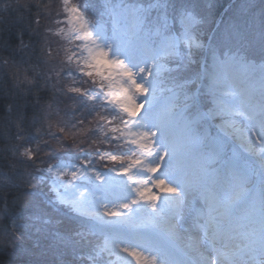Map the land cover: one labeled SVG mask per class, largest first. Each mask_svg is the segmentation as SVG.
<instances>
[{
	"label": "snow or ice",
	"instance_id": "6c2138e0",
	"mask_svg": "<svg viewBox=\"0 0 264 264\" xmlns=\"http://www.w3.org/2000/svg\"><path fill=\"white\" fill-rule=\"evenodd\" d=\"M61 5L66 19L55 23L68 26L64 38L77 49H64L69 54L63 63L70 69L74 67L65 78L76 85L84 77V84L90 81L96 88L92 91L70 86L67 91L82 98L79 103L89 113H96L98 123L93 133H98L99 143L116 151L96 147L94 152H88L77 143L76 148L83 153L79 166L60 162L43 171L54 178L51 190L57 200L53 205H63L77 216L93 221L88 225L89 231L103 236L93 259L123 253L135 264H176L169 260V249L176 239L179 207L190 194H199L206 211L194 209L196 221L203 223L198 229L200 238L192 241L191 247L199 253V246L207 245L214 255L210 262L201 258L187 264H236V259L242 258L230 256L219 245L224 242V247H228L234 239L231 232L236 229L230 227L234 212L250 198L249 185L255 181L262 194L258 247L249 245L244 255L252 260L257 255L264 258V69L261 98L256 101L251 92L237 91L231 79L237 68L252 71L253 66L238 56L225 55L223 60L214 56L211 68L201 74L208 81L207 94L212 103L208 111H201L196 93L177 81V89H173L175 100L165 110L156 112L155 92L161 74L181 73L194 58L192 53L202 48L198 26L203 20L192 13H181L182 34L173 38L165 0H152L147 7L103 0L104 14L112 23L109 36L103 24L86 17L87 0L82 6L80 0H61ZM64 32V28H59L52 34L61 36ZM138 36L147 39L134 45ZM167 63L177 67H165ZM139 97L144 99L138 100ZM217 117L222 123L219 132L212 136L205 125ZM176 119L184 123L188 148L185 154L179 153L169 139ZM60 131L64 132V128ZM78 134L82 133H73V137ZM233 142L237 148L229 152ZM20 156L33 161L34 153L24 149ZM221 161L224 166L217 170L214 165ZM101 162L120 167H109L110 175L102 176L95 168ZM112 173L124 179L114 181ZM77 181L90 186L92 199H84ZM105 201L119 204L112 210L103 208ZM254 208L253 205L250 213L253 218ZM123 213L132 215L121 219ZM133 217L140 218L143 222L139 227L147 231H129ZM77 235L84 239L87 233Z\"/></svg>",
	"mask_w": 264,
	"mask_h": 264
},
{
	"label": "rangeland",
	"instance_id": "374dc122",
	"mask_svg": "<svg viewBox=\"0 0 264 264\" xmlns=\"http://www.w3.org/2000/svg\"><path fill=\"white\" fill-rule=\"evenodd\" d=\"M215 1L165 0L169 5L167 11L171 26L170 34L173 38H180L182 34L181 13H192L203 20V23L198 26L199 43L202 48L192 53L194 58L185 65L181 73L161 74L155 92L156 112L165 110V103H172L175 100L173 89H177V81L180 84H187L188 89L195 92L200 98L201 111H208L212 107L211 97L207 94L208 81L201 74L206 73L211 68L214 56L217 60H223L225 55L238 56L243 59L245 64L252 65V71H248L243 67L237 68L231 79L237 91L242 93L251 92L256 101L260 100L262 69H264V0H237L227 11L221 10L220 13L217 10L218 3H215ZM41 2L42 5L37 9L40 10L37 15L40 13L39 17L41 18L39 23L41 52L38 58L40 61L36 60L35 69L29 64L24 67L27 69L25 76L29 75L28 69L33 70H31L33 78L29 83L30 88H33L31 86L34 82V86L38 87L39 94H46L47 97L38 104L37 114H31L27 119V124L31 130L30 135L23 136L19 134L20 137L18 138H13L16 136L15 134L8 136L6 134V129L10 131L7 128L10 124H6L8 118L0 120V135L5 139L8 137V140L12 141V145L9 144L6 148L7 153L0 149V160L2 158L13 159L11 164H16L11 171L9 169L7 172L0 170V187H2L0 189L19 187L21 183H25L32 190L29 192L31 195H27L19 201V205H9L11 208L9 214L5 206L7 203L2 204V208H0V243L2 244L0 245V251L15 255L21 260L22 264H109V261H111V264H135L131 257L123 253L119 256H104L103 258L93 259L94 249L103 242L101 234L89 231L88 225L93 221L77 216L63 205H53V202L57 200L56 193L51 190L54 178L43 171L45 168L50 164L60 162H71L79 166V159L83 158V153L76 148L77 143H79L80 148L88 152H94L96 147H99L102 151L116 150L112 149L111 146L106 147L98 142V133L94 134L92 131L98 123L96 113H89V110L79 103L82 98L67 91L70 86L81 87V90L88 87L92 91H95L96 88L91 85L90 81L84 84L83 82L86 80L84 77H80L81 83L76 85L65 78L67 72L74 70V67L70 69L68 65L63 63L69 54L64 49L71 48L73 51L77 49L68 44L64 38V35L69 31L68 26L55 23L56 20L66 19L65 14L61 11V0H41ZM72 2L77 3V0H72ZM151 2L152 0H122L124 4L137 7H147ZM83 3L84 0H80V6ZM87 3L86 17L91 22L103 24L106 33L110 36L112 23L110 18L104 14L103 0H87ZM59 28H64L65 32L61 36L53 35L52 33ZM144 39H147V37L138 36L133 44H138ZM155 39V36H153L152 40ZM76 43L79 44L78 41ZM40 65L41 67L38 68ZM165 67L175 69L177 66L173 63H167ZM253 71H257L259 76H254L253 80H248L246 85L243 84L245 78H247L246 75ZM5 74L7 73L0 71L2 77L6 76ZM12 77L21 79L20 68L14 69L12 76L10 74L11 79ZM193 80L196 81L195 84L192 83ZM11 82L14 90H19L24 85L23 80L15 83L12 79ZM32 90H19V92L27 94ZM34 98L37 100L36 96ZM143 99L144 97L138 98V100ZM9 115L10 113H7V116ZM81 121L83 122L81 123ZM89 121H92V124H89ZM221 123V118L217 117L206 124L205 127L210 135L215 136L220 130L219 125ZM73 124L76 125L75 128H72ZM61 127L64 128V132L60 131ZM24 129H26L25 126ZM77 132L82 134L73 137V133ZM169 139L175 144L179 153L185 154L188 152L182 120L176 119L173 121L170 127ZM61 147H63V150H60ZM235 148H237V145L233 142L228 151L231 152ZM24 149L33 151V161H28L20 156V152ZM192 163H195L194 159ZM223 166V161L214 165L217 170ZM109 167L118 169L120 165L113 166L103 162L95 165L96 170L102 176L110 175L107 171ZM13 173L16 178H12L11 174L13 175ZM111 175L114 181L124 179L115 176L114 173ZM31 177H35V179H31ZM93 183L96 182L93 181ZM77 184L80 185V182L77 181ZM249 187L251 189L250 198L235 210L230 225L231 228L236 229V231L231 232L234 239L228 247H224V242H221L220 248L224 252L229 251L234 258H242V260L236 259V264H243V262H246V264H264V258L258 255L255 260L244 255L249 250V245L258 247L260 230L262 194L259 190V182H252ZM80 191L84 192V199L90 200L93 198L89 185H80ZM153 192L155 193L156 190L153 189ZM96 194L99 195V193ZM186 201L179 207L176 234L182 232L180 235L184 236L187 233V230L184 229L187 223L197 228L196 231L192 232V235L199 239L201 233L198 229L203 221H196L194 209L202 211H206V209H204L199 194H190ZM118 204L119 201H105L103 208L115 210ZM253 205L255 206V218L250 215L253 211ZM97 208L103 211V208H100L99 205H97ZM15 210L21 211L19 212L20 216L14 214ZM121 211L123 212V210ZM10 215L14 217L11 218ZM130 215L132 214L123 213L120 218ZM186 215L191 216L194 222L189 223ZM103 218L108 219V217ZM142 222L140 218L133 217L129 221V224L133 226L129 231H147V229L139 227ZM78 232L87 233V236L81 239L77 235ZM178 240L182 242L180 239ZM253 240L256 243H253ZM200 246H202L201 253L191 256L174 240L169 249V260L179 264L183 260L190 262L200 261L203 258L210 262L213 254L209 253L206 245L202 244ZM223 264H226V262H223Z\"/></svg>",
	"mask_w": 264,
	"mask_h": 264
},
{
	"label": "trees",
	"instance_id": "16d2710c",
	"mask_svg": "<svg viewBox=\"0 0 264 264\" xmlns=\"http://www.w3.org/2000/svg\"><path fill=\"white\" fill-rule=\"evenodd\" d=\"M230 2L231 0H216L218 13ZM41 5V0H0V71L7 73L4 77L0 75V120L8 118L6 124H10L7 128L11 132L6 129V134L8 136L15 134L16 136L13 138L20 137L18 136L19 134L23 136L30 135L31 130L27 124V119L31 114H37L38 104L47 97L46 94H39L38 87L34 86V82L31 86L33 88H30L29 81L33 78L32 69V71L28 69L29 75L25 76L26 65L28 66L29 64L35 69L36 60L40 61L38 58L41 52V29L39 27L41 18L39 17L40 13L37 15L40 11L37 9ZM3 68L5 70H2ZM16 68H20L21 79L12 77L13 82L16 83L23 80L24 85L19 90L34 89L32 90L33 92L29 91L26 94L25 92L12 89L10 74L12 76ZM34 96L37 97V100ZM7 113H10V115L7 116ZM24 126L26 129H24ZM15 131L17 132L13 133ZM9 144L12 145V141L8 140V137L5 139L0 135V149L7 153L8 150L6 148ZM11 162H13V159L2 158L0 160V170L7 172L8 169L9 171L14 169L16 164L13 165ZM14 175V173L13 175L11 174L12 178H16ZM0 190H2L0 191V208H2V204L7 203L5 206L9 214L11 210L9 205H19L21 199L31 195L29 192L32 188H28L25 183H21L19 187H9ZM19 212L21 211L15 210L14 214L20 216ZM9 217L12 218L14 216L10 215ZM0 245L2 244L0 243ZM0 264L22 263L15 255L0 251Z\"/></svg>",
	"mask_w": 264,
	"mask_h": 264
},
{
	"label": "bare ground",
	"instance_id": "6f19581e",
	"mask_svg": "<svg viewBox=\"0 0 264 264\" xmlns=\"http://www.w3.org/2000/svg\"><path fill=\"white\" fill-rule=\"evenodd\" d=\"M237 0H235V2H236ZM249 75V76H248ZM248 75H246L247 76V78H245V82L243 83V84H245L246 85V83H247V81L248 80H253L252 78L254 77V76H259V73L257 72V71H253V72H251L250 74H248ZM248 85V84H247ZM259 90V89H258ZM169 104H170V102H166L165 103V109L169 106ZM189 215V214H188ZM188 215H186V217L188 218V220L187 221H189V223L191 222H194L193 221V219H192V217L191 216H188ZM185 230H187L186 232V234L184 235V236H182V235H180V234H182V232H178L177 234H176V239H175V242H178L179 243V245L183 248V250H185V251H187V252H189L190 254H191V256L193 255V254H198L197 252H195L194 250H193V248L191 247V243H192V241H194V240H197L193 235H192V232L193 231H196V227H194V226H192V225H189V224H185V228H184ZM178 239H180L182 242H180ZM201 248H202V246H199V253H201ZM230 256H232L231 255V253L228 251L227 252ZM194 256V255H193Z\"/></svg>",
	"mask_w": 264,
	"mask_h": 264
}]
</instances>
